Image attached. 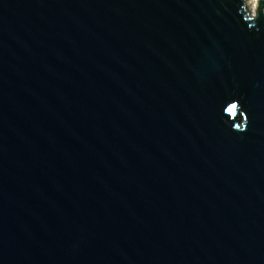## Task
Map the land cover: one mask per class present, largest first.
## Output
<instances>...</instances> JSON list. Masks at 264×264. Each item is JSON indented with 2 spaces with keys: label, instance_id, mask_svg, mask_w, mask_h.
<instances>
[{
  "label": "water",
  "instance_id": "1",
  "mask_svg": "<svg viewBox=\"0 0 264 264\" xmlns=\"http://www.w3.org/2000/svg\"><path fill=\"white\" fill-rule=\"evenodd\" d=\"M246 2L0 0V264H264Z\"/></svg>",
  "mask_w": 264,
  "mask_h": 264
},
{
  "label": "bare ground",
  "instance_id": "2",
  "mask_svg": "<svg viewBox=\"0 0 264 264\" xmlns=\"http://www.w3.org/2000/svg\"><path fill=\"white\" fill-rule=\"evenodd\" d=\"M256 3H257V0H247L246 5H247V9L250 14L255 13Z\"/></svg>",
  "mask_w": 264,
  "mask_h": 264
},
{
  "label": "snow or ice",
  "instance_id": "3",
  "mask_svg": "<svg viewBox=\"0 0 264 264\" xmlns=\"http://www.w3.org/2000/svg\"><path fill=\"white\" fill-rule=\"evenodd\" d=\"M235 107V105H233V108Z\"/></svg>",
  "mask_w": 264,
  "mask_h": 264
}]
</instances>
